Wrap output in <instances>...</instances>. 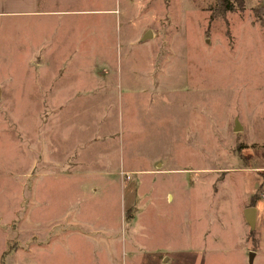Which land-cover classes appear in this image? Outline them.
<instances>
[{
    "label": "rangeland",
    "instance_id": "obj_1",
    "mask_svg": "<svg viewBox=\"0 0 264 264\" xmlns=\"http://www.w3.org/2000/svg\"><path fill=\"white\" fill-rule=\"evenodd\" d=\"M45 1L56 14L0 21V79L25 73L6 50L37 37L39 19L49 72L87 50L99 87L61 93L59 81L50 98L0 101V264H250L249 252L264 264V28L253 9L264 0L222 15L213 0ZM14 138L37 141V196L31 176L21 194L6 157L18 158ZM63 155L72 175L51 186L42 177L64 171ZM84 169L101 173L74 175Z\"/></svg>",
    "mask_w": 264,
    "mask_h": 264
},
{
    "label": "crops",
    "instance_id": "obj_2",
    "mask_svg": "<svg viewBox=\"0 0 264 264\" xmlns=\"http://www.w3.org/2000/svg\"><path fill=\"white\" fill-rule=\"evenodd\" d=\"M45 4L46 1L45 0H0V21L2 19H10L12 20V18H36V17H45V14L47 15H54V13L56 14L57 11L55 10H50L48 9L46 11L45 9ZM70 11V10H68ZM33 23H30V25H34V23L36 22V26H37V33L38 36L35 37L33 34L31 36V33H27L25 38L22 39V42H19L17 44H14L12 46L13 49H10L9 51L6 50V55H8L6 58L8 59V68H18L21 66L26 67L27 69L25 70V73H23V75L18 74V75H10L8 80H1L0 79V101H2V98L4 96V94H10L12 98L15 99H19V98H27V99H31L34 97H43V98H47L50 96H55L57 95L55 92L56 88H57V82H62L61 87L64 90H61V93L64 92L65 87H73L76 91L79 92V90L81 89L82 91L84 90H89V88L92 87H99L98 84V72L96 71H91L90 70V64H91V60H90V55L91 53H87V50H85V53H83V55L81 56L82 58H76L74 57H69L67 60L64 59V61H62L59 65L60 68L63 67V72H58V69L55 73L58 74L56 76L55 73H50L49 72V65L51 64V62L49 61L50 56L49 53L47 54V52H43L44 47L46 46V42L44 40V37L42 36L43 39H41V34H42V30H44V26L43 29H41L42 24L44 25V20H42V22L40 23V20L38 19H33L32 21ZM29 26V25H28ZM35 26V27H36ZM19 27V26H17ZM14 28V26H13ZM16 28V27H15ZM27 30H30V26L28 27ZM1 31V28H0ZM10 34L6 35V40H8L10 37ZM32 38H34L35 42L38 43V51H36L33 55H27V49H28V45L30 44V41L32 40ZM42 40V41H41ZM20 41V40H19ZM42 42V44H41ZM41 45H43V48L41 47ZM7 46V45H6ZM37 48L34 47L35 50H37ZM46 48V47H45ZM1 50V49H0ZM33 50V51H35ZM10 52V53H8ZM38 52V55H37ZM87 53V54H86ZM92 56V55H91ZM36 57H38L36 59ZM84 63L87 65L86 69H80L77 70L76 67L72 66L71 69L69 71L66 72L65 65H75V64H79V63ZM108 62V61H105ZM1 66V65H0ZM33 66H41L42 69H38L36 70L34 75H31V71ZM43 68H47L48 69V73L43 72ZM52 74H55L54 76H51ZM67 82L68 85H67ZM9 85V86H8ZM66 85V86H65ZM102 88H107V87H102ZM6 90V91H5ZM99 88L95 89V92H98ZM8 92V93H7ZM62 97V95H61ZM27 104H29L27 102ZM27 104L25 109H29L27 108ZM12 125L18 127V131L20 133V130H22L21 126L19 127V125H17L15 122H12ZM47 136V135H46ZM49 137L46 138V150H49V144H48V139ZM34 139V138H33ZM15 145L19 146L18 149H20L18 158L12 159L13 157L10 156L9 154L6 155L7 158H10L12 160L13 163L17 164L16 165V170L15 172H18L19 174V178H18V182H19V187H20V191L21 194L25 193L26 190V184L27 181H24V179L27 177L31 176V187L33 189V194L37 196L38 193H40L41 191V172L38 171V168H36V163L39 161V155H37V141L36 140H29L27 143L23 142V140H18L17 138L13 139ZM51 145V144H50ZM55 147V146H54ZM57 147H55L56 149ZM29 153V156L31 157L30 162L32 163V165L30 166V169L27 167L26 162L28 157L24 156L25 154L27 155ZM49 153V152H48ZM14 156V155H13ZM24 156V158L22 157ZM15 157V156H14ZM77 157V156H76ZM103 159H105V156L102 157ZM61 161L56 162L57 164L56 167H63V172H54L52 176V173L49 172V174L43 175L42 178H48L49 182L52 183L55 182V180L61 181L62 179H66L67 180V176L64 175H72V173L67 172L68 169H70L68 167V164L70 163L69 161L65 160L67 159V157H65V155L62 156ZM108 164L109 166H107L108 169L110 168H116L115 172L118 171V167H122V160L120 158V156L118 154L114 155L113 158V163L110 165L109 163L112 162V158L108 157ZM75 161H79L78 163L81 164L82 161L79 160V158H74ZM73 163V162H72ZM25 164V165H24ZM21 165V166H20ZM20 166V167H18ZM85 166V165H84ZM67 168V169H66ZM85 168V167H84ZM66 169V170H65ZM51 173V174H50ZM100 170L95 171L93 173H91L88 170H75L74 171V175H77L79 177H83V176H98V174H100ZM97 174V175H95ZM114 173L112 172V170H109L108 175H113ZM71 178V177H69ZM30 178H28L29 180ZM86 180V179H85ZM84 180V181H85ZM109 180V179H108ZM109 181H107L106 183V188L108 189V187L110 186ZM80 188L82 189V191H84L83 189H85V185L84 183L81 181V183L79 184ZM102 191V189H101ZM113 191V190H112ZM254 195L251 194V198ZM114 198V197H113ZM251 201V200H250ZM83 203H88L87 201H84ZM103 205L105 206L107 201L102 200ZM84 206V205H83ZM258 210V209H257Z\"/></svg>",
    "mask_w": 264,
    "mask_h": 264
},
{
    "label": "trees",
    "instance_id": "obj_3",
    "mask_svg": "<svg viewBox=\"0 0 264 264\" xmlns=\"http://www.w3.org/2000/svg\"><path fill=\"white\" fill-rule=\"evenodd\" d=\"M211 7L210 10L216 11L218 14H225L228 12H233V11H245L246 9V0H213L211 2ZM254 9V16L259 21V23L263 26L264 28V5L259 4L253 7ZM257 190H261V188L257 187ZM258 191H256L251 198L250 201V207H256L258 205V200L260 199L259 195L257 194ZM252 230V229H251Z\"/></svg>",
    "mask_w": 264,
    "mask_h": 264
},
{
    "label": "water",
    "instance_id": "obj_4",
    "mask_svg": "<svg viewBox=\"0 0 264 264\" xmlns=\"http://www.w3.org/2000/svg\"><path fill=\"white\" fill-rule=\"evenodd\" d=\"M152 37V32L151 30H149L148 32H146V34L144 35L143 39H148ZM1 98V95H0ZM242 129L241 124L237 121L236 123V127H235V131H240ZM245 219L246 222L248 223V225L251 227L252 230H255V225H256V218H257V208L254 207H247L245 210ZM254 252H249V257H250V264H253V260H254Z\"/></svg>",
    "mask_w": 264,
    "mask_h": 264
},
{
    "label": "built area",
    "instance_id": "obj_5",
    "mask_svg": "<svg viewBox=\"0 0 264 264\" xmlns=\"http://www.w3.org/2000/svg\"><path fill=\"white\" fill-rule=\"evenodd\" d=\"M262 195H263V198H264V193Z\"/></svg>",
    "mask_w": 264,
    "mask_h": 264
}]
</instances>
